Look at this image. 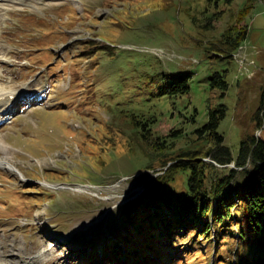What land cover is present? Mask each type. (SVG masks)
<instances>
[{
  "label": "rangeland",
  "instance_id": "1",
  "mask_svg": "<svg viewBox=\"0 0 264 264\" xmlns=\"http://www.w3.org/2000/svg\"><path fill=\"white\" fill-rule=\"evenodd\" d=\"M15 1L14 13L0 10L8 14L4 21L0 14V58L9 59L0 61L2 99L20 92L6 101L14 100L13 108L0 110V157L22 176L0 167V264L223 262L216 258L225 247L212 248L205 237L189 252L192 228L173 239L166 232L165 240L144 229L122 243L117 230L127 228L119 207L150 191L166 170L159 163L147 169L139 157L132 117L156 120L151 137L168 143L181 130L184 136L170 144L175 156L200 144L191 119L204 121L207 104H225L218 131L236 155L242 137L255 130L264 88V0L248 9L247 39L234 60L214 64L212 73L202 47L218 40L251 0ZM224 70L229 89L220 98L207 79ZM183 71L199 88L162 100L158 87ZM131 144L138 151H127ZM113 238L119 252L108 249Z\"/></svg>",
  "mask_w": 264,
  "mask_h": 264
},
{
  "label": "trees",
  "instance_id": "2",
  "mask_svg": "<svg viewBox=\"0 0 264 264\" xmlns=\"http://www.w3.org/2000/svg\"><path fill=\"white\" fill-rule=\"evenodd\" d=\"M254 2L256 0H251V5L244 3L220 38L202 47L207 72L216 70L214 64L234 60L247 39L248 26L242 22ZM215 18L216 15L210 17L205 25L211 24ZM191 74L183 71L169 76L158 87V96L162 100H170L192 94L199 87ZM227 75V70L216 71L207 79L208 89L219 90L220 98H224L229 89ZM196 108L193 116L200 112ZM227 113L225 104H207L203 112L204 121L191 119L198 124L192 133L200 144L179 150L175 156L170 152V144L173 139L184 136L181 130H174L170 136L172 141L168 143L165 138L151 137L156 120L132 117L141 136L137 145L139 152L141 150L139 157L145 158L147 169H154L155 163H159L166 170L162 176L154 178L150 191L119 207L124 215V229L127 228L126 231L123 228L117 230L123 235L122 243L131 244L134 238L128 240L129 233L139 236L144 229L156 234L154 239L158 240V233L163 238L167 232L168 239H173L175 234H184L186 229L192 228L197 237L192 236L189 252L197 247L201 237H205V243L212 248L215 244L218 249L225 247L223 252L217 253L216 262L223 257L220 264H264V88L253 119L255 130L242 137L236 155L225 145V138L218 131ZM258 130L261 131L259 135L256 133ZM129 147L130 150L128 147L126 150L130 153L138 151L132 144ZM180 178L182 182L178 185ZM112 248L116 249L115 252L121 250L116 239L109 244L108 249ZM140 249L144 252L151 247L141 245ZM187 249L188 246L184 250ZM175 253L179 254V249Z\"/></svg>",
  "mask_w": 264,
  "mask_h": 264
},
{
  "label": "bare ground",
  "instance_id": "3",
  "mask_svg": "<svg viewBox=\"0 0 264 264\" xmlns=\"http://www.w3.org/2000/svg\"><path fill=\"white\" fill-rule=\"evenodd\" d=\"M3 92H4V94H6V91H3L1 88H0V99H2L3 97H5V95H2L3 94ZM20 92H18V93H16V92H11V93H9L7 96H9V97H7V98H4V99H2L1 101H0V110H4V109H9V108H11V105L10 104H12L13 102H14V100L13 101H10V102H6L7 100H9V99H16V97H17V94H19ZM19 97V96H18ZM10 105V106H9ZM6 119V118H5ZM1 120H3V118L1 119ZM0 167L1 168H4L5 170H7V171H9V172H13V173H17V174H19L20 176H22V174H21V172L17 169V167L13 164V163H11V162H9V160H7L6 158H1L0 157ZM76 187V190H78V191H81V187L80 186H75Z\"/></svg>",
  "mask_w": 264,
  "mask_h": 264
},
{
  "label": "water",
  "instance_id": "4",
  "mask_svg": "<svg viewBox=\"0 0 264 264\" xmlns=\"http://www.w3.org/2000/svg\"><path fill=\"white\" fill-rule=\"evenodd\" d=\"M205 161H209V159H205ZM230 167H234V165H233V164H230ZM135 198H136V197H135ZM135 198H134V199H135ZM131 200H132V199H131ZM129 201H130V200H129ZM127 202H128V201H127ZM127 202H125V203H127ZM125 203H124V204H125Z\"/></svg>",
  "mask_w": 264,
  "mask_h": 264
}]
</instances>
